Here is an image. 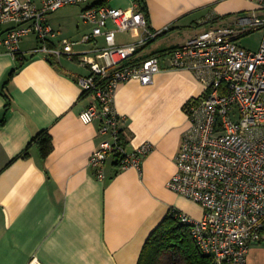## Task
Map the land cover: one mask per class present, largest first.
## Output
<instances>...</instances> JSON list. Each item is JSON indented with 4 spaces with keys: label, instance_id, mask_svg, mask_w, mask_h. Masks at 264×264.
Returning <instances> with one entry per match:
<instances>
[{
    "label": "crops",
    "instance_id": "1",
    "mask_svg": "<svg viewBox=\"0 0 264 264\" xmlns=\"http://www.w3.org/2000/svg\"><path fill=\"white\" fill-rule=\"evenodd\" d=\"M1 1V0H0ZM40 1V0H34ZM87 4L67 5L50 14L60 34L56 39L80 41L93 25L81 18ZM137 0H106L130 9ZM264 0H145L152 29L170 31L141 49L138 57L162 54L204 30L207 17L222 22L260 11ZM135 29L117 34V43L140 39ZM98 44L105 46L104 37ZM35 35L25 37L20 54H0V264H138L151 233L173 210L199 219L201 205L168 187L177 172L190 119L185 105L202 95L203 84L193 71L168 68L151 84L131 80L114 97L124 116L122 129L133 151L150 142L153 149L141 168L121 169L114 157L100 178L90 165L99 146L98 120L86 124L81 113L92 100L78 83L90 73L78 54L94 43H79L74 56L47 59L33 53ZM50 134L53 149L46 157L34 140ZM248 264H264V242L255 243Z\"/></svg>",
    "mask_w": 264,
    "mask_h": 264
},
{
    "label": "built area",
    "instance_id": "2",
    "mask_svg": "<svg viewBox=\"0 0 264 264\" xmlns=\"http://www.w3.org/2000/svg\"><path fill=\"white\" fill-rule=\"evenodd\" d=\"M90 0H1L0 54H20L21 41L35 35L33 53L47 59L73 57V47L93 42L94 47L78 54L90 73L79 76L85 94L93 95L82 111L81 120L100 122L103 136L90 157L98 177H105V165L114 157L121 169L141 168L143 158L153 149L150 142L133 151L127 147L122 129L124 116L113 106L118 88L131 80L151 84L163 69L193 71L203 84L202 95L190 100L185 110L190 126L177 154V172L168 187L201 205L204 214L196 219L176 211L190 228L202 252L213 264H248L255 243L264 242V39L261 47L249 50L237 43L245 34L264 29V1L260 11L222 22L214 14L211 25L185 43L159 55L139 58L142 48L170 31L152 29L146 13L136 1L130 9L107 3L89 4L81 18L93 25L80 41L56 39L59 32L49 22L50 14L67 5ZM142 31L136 42L118 44L117 34ZM104 37L105 46L98 44ZM37 264H40L37 262Z\"/></svg>",
    "mask_w": 264,
    "mask_h": 264
},
{
    "label": "trees",
    "instance_id": "3",
    "mask_svg": "<svg viewBox=\"0 0 264 264\" xmlns=\"http://www.w3.org/2000/svg\"><path fill=\"white\" fill-rule=\"evenodd\" d=\"M105 1L98 5L105 4ZM137 2L148 17L145 0ZM34 140L40 145L42 155L48 156L53 149L50 134L42 131ZM138 264H213V259L202 252L190 228L173 210L149 236Z\"/></svg>",
    "mask_w": 264,
    "mask_h": 264
},
{
    "label": "rangeland",
    "instance_id": "4",
    "mask_svg": "<svg viewBox=\"0 0 264 264\" xmlns=\"http://www.w3.org/2000/svg\"><path fill=\"white\" fill-rule=\"evenodd\" d=\"M211 23L205 24V28H208ZM264 39V29H258L251 33L245 34L237 40V43L249 50L256 51L261 47Z\"/></svg>",
    "mask_w": 264,
    "mask_h": 264
}]
</instances>
